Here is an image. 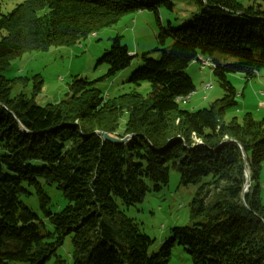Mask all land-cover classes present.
Segmentation results:
<instances>
[{"label":"trees","instance_id":"obj_1","mask_svg":"<svg viewBox=\"0 0 264 264\" xmlns=\"http://www.w3.org/2000/svg\"><path fill=\"white\" fill-rule=\"evenodd\" d=\"M14 1L4 11L0 0V264H44L67 237L72 264H166L174 246H183L192 264H264V115L225 120L237 96L227 76L248 83L264 68V6L192 0L198 12L191 22L160 28L152 50L160 58L143 54L128 79L149 84L144 97L131 93L105 102L89 82L75 79L69 100L39 106L34 98L41 80L25 93L29 82L3 75L12 60L95 36L145 6L141 0ZM160 2L146 7L154 10ZM133 57L115 38L98 62L112 77ZM199 57L209 60L223 95L207 108L184 110L179 102L195 91L185 69L193 63L201 70ZM98 132L131 137L118 144ZM170 168L180 186H198L189 208L191 220L199 218L171 228L150 252L152 240L119 205L141 202L149 189L160 191ZM41 181L61 192L66 203L58 211H48ZM30 189L50 229L21 202Z\"/></svg>","mask_w":264,"mask_h":264},{"label":"rangeland","instance_id":"obj_2","mask_svg":"<svg viewBox=\"0 0 264 264\" xmlns=\"http://www.w3.org/2000/svg\"><path fill=\"white\" fill-rule=\"evenodd\" d=\"M150 1L141 0L144 8L137 12L123 14L116 23L99 28L95 36L89 34L75 44L59 43L50 46L45 51H31L22 54L10 62V66L3 72V75L7 79L20 78L22 82H29L24 89L25 93L32 90V82L41 80L40 91L34 98L35 104L39 106L58 105L62 101L69 100L73 95L69 87L75 79L89 82L94 90L100 92L105 102L131 93L144 97L150 91L147 82H141L138 86L128 82L131 73L142 66L141 56L150 52L148 57L158 60L160 53L152 52V50L158 47L157 35L160 28L166 29L168 23L171 28L187 25L191 22L192 16L198 12L192 0H165V2L160 0L161 2L154 10L146 7L150 5ZM238 1L244 5L264 6V0ZM3 2L6 4L4 11L10 10L17 3L14 0H3ZM115 38H118L120 44L127 48L129 54H135L136 57H133L129 66L121 72L107 77L106 65L98 61L109 50ZM169 43L167 39L166 46ZM185 74L191 78L195 91L188 100L179 102L181 109L207 108L214 100L222 97V90L213 79L208 67L200 70L198 65L191 63L185 69ZM259 75L264 77V68L259 71ZM257 76L258 74L255 79ZM227 80L237 96L235 97L236 106L227 110L225 120L235 117L241 121L246 112H250L256 120L261 119L264 115V101L254 99L250 103L251 106L247 107L245 102H248L250 98L249 89L243 88L245 80L237 74L228 75ZM207 85H211V88H205ZM245 96L247 99H244ZM111 125L113 123L109 124ZM259 183V198L264 209V162L261 165ZM40 184L44 194L50 200L47 206L49 212H56L65 205L66 202L61 192L53 185L45 184L43 181ZM197 187V185L180 186L177 170L170 168L168 183L160 191L154 192L149 189L141 202L129 207L119 205V210L127 218L133 219L141 232L152 240L150 252H156L169 236L171 228L189 226L198 220L199 216L191 220L189 208ZM29 191V196L20 197L21 202L50 229L51 226L46 224L40 210L38 197L32 189ZM72 248L70 237L65 238L55 255H51L44 264H72ZM166 264L192 263L183 246H174Z\"/></svg>","mask_w":264,"mask_h":264},{"label":"crops","instance_id":"obj_3","mask_svg":"<svg viewBox=\"0 0 264 264\" xmlns=\"http://www.w3.org/2000/svg\"><path fill=\"white\" fill-rule=\"evenodd\" d=\"M210 88H211V85H210ZM243 88L249 89L250 99L248 100V102H245L247 107L251 106L250 103H252L254 99H259L261 101H264L262 100V98H264V77L258 74L257 79L253 78L248 83H245ZM244 99H247V96H245ZM201 108H205V107H201ZM192 109L195 110L194 108ZM197 109H200V108H197Z\"/></svg>","mask_w":264,"mask_h":264},{"label":"water","instance_id":"obj_4","mask_svg":"<svg viewBox=\"0 0 264 264\" xmlns=\"http://www.w3.org/2000/svg\"><path fill=\"white\" fill-rule=\"evenodd\" d=\"M98 134L101 135V137L104 140L110 141L112 143H118V144L128 142L129 141V138L131 137V136H125L123 138H116V137L109 136L105 132H98ZM243 160H244V162L246 161V157H245L244 154H243ZM245 178H246V181H245V184H244L243 190H242V198H243V195L247 191V188L249 186V176H248V172L247 171L245 172Z\"/></svg>","mask_w":264,"mask_h":264},{"label":"built area","instance_id":"obj_5","mask_svg":"<svg viewBox=\"0 0 264 264\" xmlns=\"http://www.w3.org/2000/svg\"><path fill=\"white\" fill-rule=\"evenodd\" d=\"M199 60H200V63H201L200 66L210 67L209 60H207V59H202L201 57H199ZM193 62H194V61H193ZM209 86H210V85H207L206 87L208 88Z\"/></svg>","mask_w":264,"mask_h":264},{"label":"bare ground","instance_id":"obj_6","mask_svg":"<svg viewBox=\"0 0 264 264\" xmlns=\"http://www.w3.org/2000/svg\"><path fill=\"white\" fill-rule=\"evenodd\" d=\"M201 68H204L205 66H200ZM210 87V86H209Z\"/></svg>","mask_w":264,"mask_h":264}]
</instances>
